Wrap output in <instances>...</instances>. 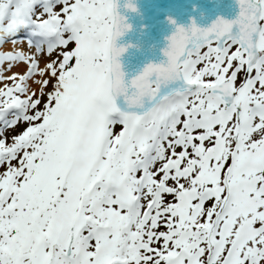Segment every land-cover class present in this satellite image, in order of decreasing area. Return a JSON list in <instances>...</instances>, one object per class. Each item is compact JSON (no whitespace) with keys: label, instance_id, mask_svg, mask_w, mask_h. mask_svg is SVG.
Returning a JSON list of instances; mask_svg holds the SVG:
<instances>
[{"label":"snow or ice","instance_id":"6c2138e0","mask_svg":"<svg viewBox=\"0 0 264 264\" xmlns=\"http://www.w3.org/2000/svg\"><path fill=\"white\" fill-rule=\"evenodd\" d=\"M235 6L131 74L134 0H0V264H264V0Z\"/></svg>","mask_w":264,"mask_h":264},{"label":"water","instance_id":"95a60500","mask_svg":"<svg viewBox=\"0 0 264 264\" xmlns=\"http://www.w3.org/2000/svg\"><path fill=\"white\" fill-rule=\"evenodd\" d=\"M122 6L125 0H119ZM137 12L120 8L131 31L117 41L118 46L132 45L121 57L127 73L135 74L148 63L166 61L163 50L175 26H188L195 20L209 26L218 17L232 19L237 11L235 0H134ZM176 21L171 25L168 19Z\"/></svg>","mask_w":264,"mask_h":264},{"label":"bare ground","instance_id":"6f19581e","mask_svg":"<svg viewBox=\"0 0 264 264\" xmlns=\"http://www.w3.org/2000/svg\"><path fill=\"white\" fill-rule=\"evenodd\" d=\"M27 45L26 42L21 41L19 43H17L16 45H9V49L10 50H15V51H19V50H26Z\"/></svg>","mask_w":264,"mask_h":264},{"label":"rangeland","instance_id":"374dc122","mask_svg":"<svg viewBox=\"0 0 264 264\" xmlns=\"http://www.w3.org/2000/svg\"><path fill=\"white\" fill-rule=\"evenodd\" d=\"M25 48H27V47H25Z\"/></svg>","mask_w":264,"mask_h":264}]
</instances>
